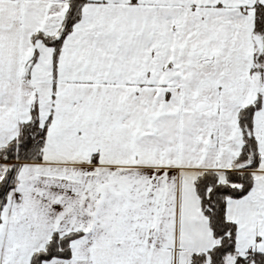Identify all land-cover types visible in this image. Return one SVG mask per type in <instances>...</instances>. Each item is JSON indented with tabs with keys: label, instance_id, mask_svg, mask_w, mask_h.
<instances>
[{
	"label": "snow or ice",
	"instance_id": "obj_1",
	"mask_svg": "<svg viewBox=\"0 0 264 264\" xmlns=\"http://www.w3.org/2000/svg\"><path fill=\"white\" fill-rule=\"evenodd\" d=\"M0 264H264V0H0Z\"/></svg>",
	"mask_w": 264,
	"mask_h": 264
}]
</instances>
